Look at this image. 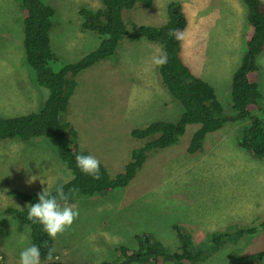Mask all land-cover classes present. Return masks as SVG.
Here are the masks:
<instances>
[{
  "label": "rangeland",
  "instance_id": "1",
  "mask_svg": "<svg viewBox=\"0 0 264 264\" xmlns=\"http://www.w3.org/2000/svg\"><path fill=\"white\" fill-rule=\"evenodd\" d=\"M42 1L53 10L49 38L56 59L50 64L52 70L98 47L99 36L83 31L78 15L80 8L98 9V0ZM152 1L149 9L136 5L124 10L129 29L131 25L160 26L166 21V5L172 0ZM177 1L189 21L188 31L180 34L182 49V37L188 39L196 30L210 33L203 58L198 57L193 65L194 75L214 88L223 114L232 116L228 89L244 51L242 0H211L208 9L220 11L217 18L190 5L203 0ZM22 20L18 0H0V116L4 118L37 112L48 96L46 88L34 83L35 73L25 63ZM159 51L156 43L124 39L112 60L76 77L67 110L59 116L60 122H69L76 131L79 150L95 156L112 177L123 172L131 152L145 142L132 138V130L154 122L175 123L180 116L178 102L161 86L153 63ZM257 64L264 98V53ZM246 125L248 121L226 122L205 136L201 152L194 155L187 153V147L197 125H189L176 144L146 151L141 169L125 188L67 201L79 215L70 228L52 239L57 260L72 264L112 261L120 257L118 247L134 249V237L143 234L174 252L178 243L172 226L190 235L193 249L207 252L216 248L207 242L212 233L258 228L254 236L219 243L211 257L198 264H235L238 256L261 250L264 158L255 160L235 146ZM64 167L47 138L0 141V264H19L21 251L31 246L28 228L4 213L6 207H26L9 193L52 192L72 178ZM125 264L151 261L128 260ZM161 264L173 262L168 259Z\"/></svg>",
  "mask_w": 264,
  "mask_h": 264
},
{
  "label": "trees",
  "instance_id": "2",
  "mask_svg": "<svg viewBox=\"0 0 264 264\" xmlns=\"http://www.w3.org/2000/svg\"><path fill=\"white\" fill-rule=\"evenodd\" d=\"M98 1L100 3L98 9L81 8L78 12L81 19L80 28L99 36L98 47L54 71L50 64L56 57L49 38L53 10L42 0H18L23 19L22 44L25 63L35 73L34 83L46 88L48 96L37 112L12 118L0 116V141L27 142L34 138H47L58 159L72 175L67 183L62 184L66 193L69 189L76 190L68 201L125 188L141 169L146 151L165 149L176 144L189 125H197L187 147V153L194 155L201 152L205 136L220 129L226 122L248 121V125L242 128L241 136L235 139V146L249 152L250 157L255 160L264 158V98L260 92V70L257 64L258 57L264 53V5L260 0H242L248 29L245 33L244 51L231 74L230 91L228 89L232 116L223 114L214 88L204 79L194 75L179 56L178 36L186 27V19L178 1L172 0L167 3V19L163 25H131L130 29L127 27V24H130L127 20L129 16L127 13L124 14V10L136 5L148 9L153 5L152 0ZM173 30L175 35L170 34ZM124 39L130 42L146 40L156 43L160 50L167 53V63L157 66V72L161 86L178 102L181 113L175 123L154 122L131 131L132 138L145 142L131 152L123 172L112 177L100 164L101 178L94 180L76 167L75 157L87 153L79 150L76 132L69 123L60 122L59 115L67 110L69 98L76 87V77L91 67L112 60ZM150 136L153 137L147 142L146 139ZM55 191L56 189L50 193L55 195ZM40 193L11 191L9 195L18 196L26 207L24 209L6 207L4 213L28 228L30 245L35 244L40 248V264H72L57 260L52 250V238L47 236L39 223L28 219L27 207L38 201ZM172 228L178 243L174 252L162 247L146 234L136 235L134 240L137 247L131 249L120 246L117 248L120 250V257L99 264H125L128 260L143 262L146 258H150L151 264H161L163 260L168 259L173 264H198L209 259L219 248V243L222 244L231 238L243 239L248 235L254 236L258 232L257 227L251 226L236 231L229 229L221 233H212L207 242L216 248L207 252L199 248L193 249L191 237L183 232L182 227ZM259 228L264 229V221L260 223ZM235 264H264V245L258 252L238 256Z\"/></svg>",
  "mask_w": 264,
  "mask_h": 264
},
{
  "label": "clouds",
  "instance_id": "3",
  "mask_svg": "<svg viewBox=\"0 0 264 264\" xmlns=\"http://www.w3.org/2000/svg\"><path fill=\"white\" fill-rule=\"evenodd\" d=\"M210 2L211 0H203L200 2V4L195 3L194 6L196 9H205L207 13L214 18L221 17V13L217 9H211V10L208 9ZM225 7H226V4H225ZM181 10H182V6H181ZM188 22L189 21H187L186 19V27L184 28L183 31L179 33V36H178L179 42H180L179 56L181 54V49H182L180 34L186 30L189 24ZM247 29L248 28H247V24L245 21V29L243 31L244 40H245V33ZM170 34L175 35V30H173ZM153 63L157 66H163L164 64H166L167 63V53L164 52L163 50H160L159 54L154 56ZM65 123H69V122H65ZM75 163H76V167L83 174L92 177L94 180H99L101 178L100 161L95 156L88 154V153L87 155L78 154L75 157ZM75 191H76L75 189H69V191L66 193L64 191V186L62 184L56 187L55 195H52L49 191L44 190L42 193L38 195V201L34 204H30L27 207L28 219L33 221L34 223H39L42 226L43 231L47 234V236L49 238L55 239L57 235L63 234L66 229L70 228L73 222L78 218V215H79L78 210H74L72 206H69L66 203L69 200V198L74 195ZM40 256H41L40 248L37 245L33 244L30 247H27L21 251L19 264H40ZM50 258L51 257L49 256V259Z\"/></svg>",
  "mask_w": 264,
  "mask_h": 264
},
{
  "label": "crops",
  "instance_id": "4",
  "mask_svg": "<svg viewBox=\"0 0 264 264\" xmlns=\"http://www.w3.org/2000/svg\"><path fill=\"white\" fill-rule=\"evenodd\" d=\"M190 5L194 7V9L196 10L193 2H190ZM188 29H189V24L185 31H188ZM191 36L192 37L188 39H185L184 37H182L185 42V45L182 49L180 56L183 59V62L185 63V65L190 69V71L193 74H195L193 70V65L197 63L198 57L203 58V55L205 54L204 53L205 43L209 40L210 33L207 31V29H204L202 32L199 30H196L195 32L191 34ZM188 43H189V46H186ZM201 43L204 44V47L201 46Z\"/></svg>",
  "mask_w": 264,
  "mask_h": 264
},
{
  "label": "bare ground",
  "instance_id": "5",
  "mask_svg": "<svg viewBox=\"0 0 264 264\" xmlns=\"http://www.w3.org/2000/svg\"><path fill=\"white\" fill-rule=\"evenodd\" d=\"M138 1H139V0H138ZM139 2H140V1H139ZM262 17H263V16H262ZM260 19H261V18H260ZM263 21H264V20H263ZM118 44H119V43H118ZM57 62H59V61H57ZM188 106H189V105H188ZM188 106H187V108H188ZM187 110H188V109H187ZM65 155H66V154H65ZM92 187H93V186H92ZM91 239H92V238H91ZM60 245H61V244H60ZM60 245H59V246H60Z\"/></svg>",
  "mask_w": 264,
  "mask_h": 264
}]
</instances>
